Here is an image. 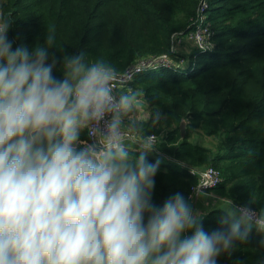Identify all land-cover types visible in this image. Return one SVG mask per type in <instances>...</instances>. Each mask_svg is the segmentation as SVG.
<instances>
[{"label":"clouds","instance_id":"9594fccd","mask_svg":"<svg viewBox=\"0 0 264 264\" xmlns=\"http://www.w3.org/2000/svg\"><path fill=\"white\" fill-rule=\"evenodd\" d=\"M13 24L0 13V264H219L254 233L264 245L251 202L214 208L210 231L184 192L155 202V138L126 135L144 93L118 88L103 57L57 47L55 28L29 47Z\"/></svg>","mask_w":264,"mask_h":264},{"label":"trees","instance_id":"16d2710c","mask_svg":"<svg viewBox=\"0 0 264 264\" xmlns=\"http://www.w3.org/2000/svg\"><path fill=\"white\" fill-rule=\"evenodd\" d=\"M214 48L195 49L184 68L160 67L136 74L129 85L142 90L161 120H142L140 136L159 137L161 159L153 199L161 203L177 191L190 195L197 178L183 164L220 170L223 181L207 190L264 212V0H208ZM200 0H2L0 13L14 21L10 38L29 47L55 28L57 47L103 57L118 72L133 63L171 51L173 34L194 22ZM190 28V29H191ZM59 55V53H57ZM183 54V53H182ZM57 75L60 73L57 71ZM186 119V135L180 124ZM215 139L205 145L197 130ZM193 203V202H192ZM214 208L204 216L217 226ZM260 234L239 243L219 264H257L264 256Z\"/></svg>","mask_w":264,"mask_h":264},{"label":"built area","instance_id":"2783aa9c","mask_svg":"<svg viewBox=\"0 0 264 264\" xmlns=\"http://www.w3.org/2000/svg\"><path fill=\"white\" fill-rule=\"evenodd\" d=\"M209 7L210 4L208 0H200L196 18L192 23V28L190 27L191 29L189 28L185 32H178L173 34L171 44V51L173 53L179 52V49H176V44L178 42L188 40H191L192 43L196 45V49H198L200 52L211 51L214 48V44L211 40L213 31L210 29L208 21ZM187 63V59L180 61L179 59H175L167 53L141 59L133 63L125 71L118 72L120 79L117 87L121 88L122 86L129 84V82L133 80L134 76L140 72L153 70L160 67L174 68L177 70L180 68H184ZM126 135L129 141H132L134 143L141 137L134 130L126 132ZM151 136L155 138L157 147V151L154 153L161 154L158 148L159 137L155 134H152ZM183 167L187 168L189 173L197 178V184L191 187V192L189 195L192 197L193 203L202 192H206L207 190L218 186L223 181V176L220 170L212 165L206 166L204 168H196L183 164ZM256 211L258 212V210Z\"/></svg>","mask_w":264,"mask_h":264},{"label":"crops","instance_id":"0c3cea01","mask_svg":"<svg viewBox=\"0 0 264 264\" xmlns=\"http://www.w3.org/2000/svg\"><path fill=\"white\" fill-rule=\"evenodd\" d=\"M121 88L138 89V88H135V87H133L132 85H129V84H127L125 86H122ZM138 90H140V89H138ZM138 113H139L138 119H140V120H149L151 118L152 114H154V109L147 102L145 94H144V103L141 106H139ZM132 143H133V146H134L135 143L134 142H132ZM229 201L230 200H228V199L215 196L214 194L208 193L206 191V192H202L196 198V200L193 203V206H194L195 211L197 213H199L201 216L204 217V216H206L209 213V211L211 209L216 208L217 206H219V205H221L223 203L229 202Z\"/></svg>","mask_w":264,"mask_h":264},{"label":"rangeland","instance_id":"374dc122","mask_svg":"<svg viewBox=\"0 0 264 264\" xmlns=\"http://www.w3.org/2000/svg\"><path fill=\"white\" fill-rule=\"evenodd\" d=\"M1 1L2 0H0V2ZM176 49H179L178 51L180 54H177L176 56L174 55V58L182 61V60H186L190 56V54L196 49V45L192 43L191 40L180 41L176 44ZM192 139L197 140L205 145H212L215 142V139L204 136L202 134V131H200L199 129L194 134Z\"/></svg>","mask_w":264,"mask_h":264},{"label":"water","instance_id":"95a60500","mask_svg":"<svg viewBox=\"0 0 264 264\" xmlns=\"http://www.w3.org/2000/svg\"><path fill=\"white\" fill-rule=\"evenodd\" d=\"M186 123H187V121L184 118V119H182L181 124H180L181 134L183 137L186 135Z\"/></svg>","mask_w":264,"mask_h":264}]
</instances>
